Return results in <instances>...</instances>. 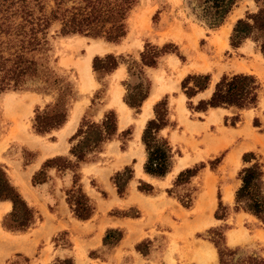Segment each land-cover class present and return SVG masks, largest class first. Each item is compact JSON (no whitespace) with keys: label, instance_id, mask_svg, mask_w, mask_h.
<instances>
[{"label":"rangeland","instance_id":"rangeland-1","mask_svg":"<svg viewBox=\"0 0 264 264\" xmlns=\"http://www.w3.org/2000/svg\"><path fill=\"white\" fill-rule=\"evenodd\" d=\"M138 1L137 6L133 9L127 21V36L118 45L108 43L103 39H91L78 35L67 37L56 36L55 31L58 29V26L55 25L52 27L50 31V35L53 36L50 39L52 47L50 52L52 56L50 60L51 66L57 74L72 84L74 90V99L71 100L69 105L67 122L60 129L54 130L49 134L43 136L37 135L32 128L35 112L37 109L42 111L46 107L53 106L56 102L57 94H41L32 90L8 91L2 94L0 96V167L3 168L13 184L18 185L23 182L20 174L21 171L26 169V165L28 166L35 162L41 153L54 154L55 152L60 153L64 151L62 155L57 156H68L71 147L69 139L75 134L83 117L90 121L99 122L103 118L104 113L114 111L117 115L118 135L104 146L103 152L99 155L98 160L93 163L80 165L82 184L90 198L100 195L107 197V190L100 181L99 175L95 172V168L99 169L114 165L115 167L121 168L117 172L124 171L125 167L133 171V180L128 184L127 189L136 190L140 180L144 181L146 179L149 181L147 176L140 171L146 161L145 149L141 144V135L147 121L153 118V106L156 103L152 106V112L146 113L144 112L145 102L157 93L160 95L159 100L168 96L170 126L162 132V136L170 142L172 148V168L170 173L162 180V183L152 182V184L156 191L166 193L167 190L173 187V182L179 172L195 165H205V168L200 170L197 176L190 180V183L171 189L172 194H170V197L178 203L177 198L184 202L187 199L191 200V206L187 209L191 208L192 215H200V220L196 226L189 228L187 235L189 238L182 241V246L178 248L177 242L173 240L169 251L170 253L176 252L179 255L180 262H187L188 264H210L209 259L204 260L205 263L202 262L203 260L199 254L201 250L212 248L217 256V264H219L217 250L208 240L211 237L214 238L215 235L209 232V230H219L224 233L227 225L219 227L209 226L211 223L209 217L211 218V215L214 217L217 210L218 214H224L225 218H231L235 213L242 211L235 210V201H233L231 206H226L222 203L224 208H218V195L221 197L220 184L217 192V207L212 211L216 200L212 195L214 189L212 190L213 185L210 181H213V183L216 182V177L213 173L217 172L218 165L216 166L214 164L211 167L210 162H214L217 158H220L222 162L226 153L235 148L238 143L234 141L221 154L210 158L203 142L192 141V143L188 142L185 145L183 144L184 146H181L174 140H169V135L178 129H182L183 134L189 133L191 136L193 135L199 138L200 132H203V129L200 127L201 125L198 124V120L202 118L196 116L194 111L187 107L186 98L183 99L186 110H180L178 108V96L182 97L184 95L181 90V82L189 75L186 74V71L200 68V65L196 64L198 60L197 55L200 56L201 60H207L205 57V51H207L210 55L219 57L215 66L218 70L224 69L227 71L223 75L231 76L234 75L233 69H230L232 66L229 65L232 63V60L228 62V59H233L234 54L232 50L235 49L231 46V42H240V45L248 43L254 47L256 52H260L258 43L255 41L260 38V33L251 28L253 22L247 19V17L256 14L260 9H264V0H236L235 5L226 16L223 24L218 28H211L210 26L211 21L216 16L214 9L210 8L212 5L210 0ZM236 13L238 14L231 24L233 31L229 35L227 42L228 34H224V29L229 23L230 18ZM239 20L251 26L247 28L246 33L248 38L246 39H243L244 34L241 32H234ZM221 27L222 29L218 31ZM241 28L243 29L245 26L242 24L237 29L240 30ZM148 43L159 48L165 44H173L177 47L178 54L162 56L155 68H144L143 75L140 74V70H135V75H131L128 71L129 67L134 62L139 63L140 54L144 51L145 44ZM225 49L227 50V54L222 56ZM91 50L94 54L89 64L88 54ZM228 53H231L230 56H228ZM108 54L122 58L118 68L110 74L104 73L103 71L95 72L92 69L93 58L96 56L103 58ZM179 56H182L184 60L181 61ZM261 56V54H258L257 58L254 56L251 57L254 61L258 60L264 67V60H262L263 58ZM235 58H238V56H235ZM243 68L246 70L250 68L253 71V73L246 74L253 75L257 78L260 84V92L258 103L254 108L241 111L229 108L225 116L226 120L223 118V125L226 127H232L231 125L235 123L234 117L236 115H238V125H240L239 122H245V120L248 123L247 130L240 138V141H244L247 144L245 147L246 151L242 153L243 148L241 149L240 158L235 160L236 162L234 161L226 165L225 161V167L232 168L233 171L228 172V174L223 172L222 174L226 176L224 179L230 181L235 188L234 199L235 192L241 185L238 172L244 166H250L255 162L252 160L250 164L244 165L242 162L243 155L248 152L254 153L255 160L264 166V69L257 65H250L248 67L244 63ZM208 75L210 76L211 87L208 89V92L203 93V97L208 96V94L211 95L214 85L223 76H220L215 83L213 74ZM143 77L149 80L151 87L148 98L143 102L139 113H136L123 102V98L127 94L129 86L137 85ZM197 102L196 100H192L193 106ZM123 103L128 107L124 108L125 110H123ZM219 110L223 114L224 109L220 108ZM73 113L76 114L73 127L68 134H64L65 126L70 120L72 121ZM255 119H257V127L254 126ZM208 121L216 122V118L213 117V119H209ZM237 123L234 127H237ZM140 125L143 126L140 127ZM138 128L140 129L138 130ZM126 130H129V135L122 136L121 133ZM211 131L213 132V130ZM212 132L207 130L206 135L212 137ZM138 135L140 136L138 137ZM184 162L187 165L177 173V167H180ZM115 173L113 172L110 175L108 182V188L111 187L114 190L116 188L111 178ZM216 175L218 174L216 173ZM230 196L226 199H230ZM3 211H5V208H3ZM113 213L116 214L117 212L112 211L111 214ZM125 213L136 216V209H129ZM252 222L254 223L249 221L245 222L244 227L249 231L254 228L253 225L264 229V224L259 220ZM6 223L9 224L8 222ZM2 224L3 221L1 222V227L4 230ZM244 233L247 234V231H244ZM66 235L65 233H61L54 237L52 242L56 247L60 246L61 249H70L71 245ZM231 236L235 243L243 240L239 232H231L228 235L229 245L234 244L230 243ZM12 239L14 240L15 238ZM52 242H49V248L53 245ZM206 243H209V245ZM111 244L103 245V247L93 251L92 255L78 253V260L75 264H89L88 257L107 259L115 247ZM164 246L165 243L159 238L153 241H143L140 245V252L145 253V255H142L140 252L138 253L143 257H147L151 255V252H157ZM236 248L239 251L233 257V263L236 259H239V261H243V264H247L246 260H248V257L264 259V236L261 237L259 242H251L231 249ZM8 254L9 252L0 250V264H12L11 262H16V264H36L38 259V255L26 257L22 253H13L12 256L5 258ZM17 255H20V257H17ZM170 260L172 264H175L172 256ZM45 261L43 260L42 263L45 264Z\"/></svg>","mask_w":264,"mask_h":264},{"label":"trees","instance_id":"trees-1","mask_svg":"<svg viewBox=\"0 0 264 264\" xmlns=\"http://www.w3.org/2000/svg\"><path fill=\"white\" fill-rule=\"evenodd\" d=\"M138 0H0V96L8 91L32 90L41 94H57L56 102L44 110H36L33 119V131L43 136L60 129L68 119L69 105L74 99L72 84L61 77L51 66L50 52L52 50L50 31L58 26L56 36H82L91 39H103L108 43L118 45L127 36V21L131 12L137 6ZM214 9L211 28L220 27L230 13L236 0H210ZM252 27L242 20L237 22L235 33L244 34L248 38L247 28L251 27L260 33L258 43L264 58V9L249 15ZM245 28L238 30V26ZM240 42H231L236 48ZM167 54H178L173 44H165L159 48L145 44L140 54L139 63L134 62L129 67V73L135 75L144 68H155L159 59ZM181 61L184 60L179 56ZM121 57L108 54L94 57L92 69L110 74L120 65ZM138 68V69H136ZM139 72V71H138ZM210 76L208 74H189L181 82V90L187 99V107L195 112H206L209 108H234L238 111L254 108L258 103L260 84L257 78L248 74L223 75L214 85L211 96L200 100L195 106L192 99L208 89ZM151 84L146 78L139 83L129 86L123 102L136 113H139L143 102L148 98ZM154 117L147 121L141 135L146 161L143 173L156 179L164 178L172 168L173 153L169 141L161 135V131L170 125L168 112V96L163 97L153 106ZM234 127L238 122L235 117ZM226 120V118H225ZM117 115L107 111L99 122L82 118L75 134L69 139L71 144L68 156H55L46 159L39 171L32 176V185L45 183L48 171L54 169L58 174L71 175V185L65 190L66 202L74 217L78 220H88L95 212L92 199L87 195L82 184L81 164L93 163L99 159L104 146L118 135ZM257 119L254 120V126ZM122 136L129 135V130L123 131ZM244 166L238 172L241 181L235 192V210L253 215L264 224V166L255 160V154L245 153L242 157ZM220 158L210 162L211 167L219 165ZM205 168L204 164L195 165L179 172L173 182V187L184 186ZM215 168V167H213ZM119 197H124L128 184L133 180V171L125 167L124 171L116 172L111 178ZM137 190L144 194H152L155 187L145 181H139ZM171 188V189H172ZM171 189L166 193L171 196ZM104 195V194H103ZM184 208L191 206V200H179ZM9 201L11 212L3 218V228L10 232H25L36 221V213L22 197L6 172L0 167V202ZM218 208H224L218 195ZM214 218L223 220L225 215ZM8 222L9 224H7ZM215 237L208 239L217 250L219 264H243V261L233 257L239 251L225 245L224 233L219 230H209ZM123 238L120 230L109 229L103 238V245L116 246ZM143 243V242H141ZM140 244L135 246L140 252ZM142 255L145 253L140 252ZM92 255V252L90 253ZM20 257V255H17ZM26 259V258H25ZM247 264H264L263 258L248 257ZM28 261V259H26ZM16 264V262H11ZM50 264H75L72 258L58 259Z\"/></svg>","mask_w":264,"mask_h":264},{"label":"crops","instance_id":"crops-1","mask_svg":"<svg viewBox=\"0 0 264 264\" xmlns=\"http://www.w3.org/2000/svg\"><path fill=\"white\" fill-rule=\"evenodd\" d=\"M222 27L219 28L218 31H220ZM232 28H230L227 35V42L229 35L233 31ZM232 53L234 54V57L233 59H228V62L232 60V63L229 65L232 66L230 69H233V74L253 73L250 68L248 70L244 69L243 63L248 67L250 65H257L264 69L263 65L260 64L258 60L254 61L251 57L254 56L257 58V55L261 54L260 52H256L252 45L248 43L241 44L232 50ZM224 54H227L226 49L222 53V56H224ZM230 54L231 53H228V56H230ZM235 56H238V58H235ZM205 57L207 60H201L200 56L197 55L198 60L196 61V64H199L200 68L197 70H187L186 74H213L216 79V81L214 79V82L216 83L220 76L227 73V71L224 69L218 70L215 66L219 57L210 55L207 51H205ZM255 71L259 72L257 70ZM211 82L213 83V81ZM210 87L211 85L209 84L208 89H210ZM208 89L204 92H208ZM204 92L197 94L192 100H206L211 96L208 94V96L203 97ZM158 96L160 98V95L157 93L147 101ZM185 98V95H182V97L178 96V108L180 110H186L183 103V99ZM219 109L220 108H209L206 112L194 111L196 116L202 118L201 120H198V124L201 125L200 127L203 129V132H200L199 138L193 135L191 136L189 133L183 134L182 129H178L169 135V140H174L181 146H184L188 142L192 143V141L203 142L210 158L221 154L223 150L228 145L233 144L234 141L238 143L235 148L226 153L223 161L218 165L216 172L218 175L213 173L216 177V182H210L213 185V187L211 185L212 190L214 189L212 195L216 201L212 211L217 207V192L219 190V184L222 203L226 206L232 205L235 188L230 181L224 179L226 176H223L222 174L223 172L228 174V172L233 171V169L227 168V166L225 167V161L226 165H228V159L233 152L235 151L238 153L243 148V153L246 151L245 147L247 145L244 141H240L242 134L247 130V121L239 122L240 125L237 123V127H226L223 125V118L227 115L228 109L221 108L224 109L223 114L220 113ZM213 117L216 118V122L208 121L209 119H213ZM71 124L73 125V122L70 120L65 126L64 134L70 132L71 129L69 127ZM207 130L210 132L213 130L212 137L206 135ZM163 131H161V135ZM62 153H64V151L60 153L55 152L54 154L41 153L35 162L28 166L26 165V169L21 171L20 174L23 182L18 185L14 184L28 205L33 208L36 213V221L27 231L10 232L2 229L1 222L3 221V218L11 212L12 204L9 201L0 202V250L9 252L5 258L12 256L13 253H22L26 257H34L35 255H38L36 264H43V260H46L45 264H50L57 259L65 258H73L75 260L74 263H77L78 253L87 255L90 254V252L103 247V238L106 231L109 229H117L122 231L123 238L114 247L110 257L107 259L88 257L89 264H172L170 260L171 256L175 260V264H188L187 262H180L178 258L179 255L176 252L170 253L169 249L173 240L177 242L178 248L182 246V241L189 238V236H187L189 228L197 225L200 220V215H192L191 208H184L167 193L158 192L156 189L152 194H144L137 189H127L124 197H119L116 190L111 187L108 188V182L110 175L121 168L111 165L99 169L95 168V172L99 175L100 181L107 190V197H102L101 195L92 196L91 199L95 206L94 215L85 221L78 220L74 217L66 202L65 190L71 185L70 174H58L52 169L48 171L49 178L45 183L37 186L32 185V176L35 172L40 170L42 163L46 159L62 155ZM142 170L143 168H141L140 171L143 172ZM146 176L150 182L146 179H144V181L151 185H153L152 182L162 183V180L165 178L156 179L148 175ZM229 195H231L230 199L227 200L226 198ZM3 208H5L6 211H3ZM132 208L136 209V216L127 215L125 213ZM112 211H116L117 213L111 214ZM210 219L211 223L209 226L219 227L227 225V228L224 231V242L225 245L230 248L239 247L251 242H259L261 237L264 236V229L261 227L253 225L254 228L250 231L244 227L245 222L249 221L254 223L252 221H257L253 215L245 212L235 213L231 218L227 217L223 220H217L211 215L209 221ZM244 231H247V234H245ZM231 232H239L243 240L233 244L231 242V238L233 239V237L231 236L230 243L233 245H229L228 235ZM61 233L67 234L66 238L71 245L70 249H61L60 246L56 247L52 242L53 238ZM11 238L15 239L11 240ZM156 238L163 240L165 243V246L161 250L151 252V255L147 257H143L136 251L135 246L137 244H140L143 241H153ZM49 242H52L53 244L51 248L48 247ZM206 244L209 245V243ZM209 249L213 251L215 258L217 259L215 251L212 248ZM216 259V263L214 262L215 264H217Z\"/></svg>","mask_w":264,"mask_h":264},{"label":"bare ground","instance_id":"bare-ground-1","mask_svg":"<svg viewBox=\"0 0 264 264\" xmlns=\"http://www.w3.org/2000/svg\"><path fill=\"white\" fill-rule=\"evenodd\" d=\"M237 14L238 13H236V14H234L231 18H230V20H229V23L227 24V26H226V28H225V31H224V34H228L229 33V30H230V28H232V26H231V24L233 23V21H234V19L236 18V16H237ZM99 47V46H98ZM107 50V49H106ZM105 50V51H106ZM97 51V50H96ZM102 51V50H101ZM104 51V52H105ZM108 51V50H107ZM94 53H93V51L91 50V51H89V54H88V63L90 64V60H91V57H92V55H93ZM262 57V56H261ZM263 58V57H262ZM263 60H264V58H263ZM119 99V98H118ZM159 100V96L158 97H155V98H153V99H151V100H149V101H147L146 103H145V110H144V112H146V113H148V112H152V106L157 102ZM122 106H123V110H125L124 108H128L124 103L122 104ZM121 106V107H122ZM145 113V114H146ZM75 113H73V115H72V122H74L75 121V119H76V117H75ZM125 115V114H124ZM144 121V120H143ZM140 122H142V121H140ZM143 125H140V127H142ZM72 127H73V125L71 124V126L69 127L70 129H72ZM140 128H138V130H139ZM142 130V129H141ZM141 133V132H140ZM140 135H138V137H139ZM241 151V150H240ZM240 158V152H238V153H233L230 157H229V159H228V165L231 163V162H234L235 160H238ZM236 162V161H235ZM187 165V163L186 162H184V163H182L181 164V166L180 167H177V169H176V172L178 173L182 168H184L185 166ZM235 166V165H234ZM176 174V173H175ZM6 210H7V207H6ZM5 210V211H6ZM231 242L232 243H235L234 242V239H232L231 238ZM200 256H201V258H202V262H204L205 263V261L204 260H207V259H209L210 260V264H213L214 262H215V256H214V253H213V251H211L209 248L208 249H204V250H201L200 251V254H199Z\"/></svg>","mask_w":264,"mask_h":264}]
</instances>
